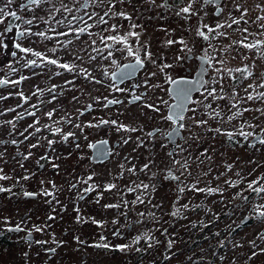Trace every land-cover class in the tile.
I'll list each match as a JSON object with an SVG mask.
<instances>
[{
  "label": "flooded vegetation",
  "instance_id": "flooded-vegetation-1",
  "mask_svg": "<svg viewBox=\"0 0 264 264\" xmlns=\"http://www.w3.org/2000/svg\"><path fill=\"white\" fill-rule=\"evenodd\" d=\"M13 1L14 8L11 11H15L22 20L8 17V26L11 24L13 29V63L7 73L13 75L12 82L19 83H9L15 89V104L11 111L8 107L10 104L6 102L9 100L7 94L0 93V176L9 177L0 179V187L11 189L0 192V264H216L205 257V253L211 249V227L198 225L192 217L196 213L195 208L189 210L183 207L186 201L192 203L198 195L206 201L207 196L213 194L207 191L213 189L212 173H208V170H213L212 167L204 165L203 173L198 172L208 177V182L195 181L199 160L195 156L206 154L212 144L210 132L203 128L197 131L199 126L195 121L202 118L197 113L205 110V129H209L210 109L205 105H211L212 97L205 98L203 88L191 95L183 113L185 129H180L179 122L169 121L167 117L173 115V80L191 81L198 74L199 79L210 82L211 38L204 29L205 25H210V12L214 10V15H221L220 9H224L229 0H220L215 4L211 0H197L194 5L195 15H177L179 8L187 6L186 0L175 6L172 0H167L168 8L164 7L165 0H111L114 5L111 11L116 15L108 16H104V13L110 12L109 0L103 3L100 0H88L84 8H80L82 0H75V3L73 0H63L69 7H73L74 15L84 17L83 22L74 25V28L85 29L84 33H69L67 21L64 24L56 23L63 20L66 13L53 10L54 19L49 16L52 5L55 4L58 9L61 0L32 5L30 8L21 7L26 5V0ZM5 3L6 0H2V7ZM122 11L125 16L119 15ZM101 16H104L105 23L99 22ZM24 20L33 21L30 29L23 23ZM154 20L163 25L165 23V28L158 29L162 30V35L155 37L145 31L148 23ZM26 30L32 33L43 31L48 38L38 35L18 37V32ZM199 32H203L207 39L198 35ZM56 33L68 34L57 36ZM110 35L116 36L114 39L118 41L115 44L107 40ZM120 36H126V41L120 40L123 39ZM197 37L203 40L201 47L197 44ZM158 38L165 42L173 41V51L164 52L160 48L154 50L156 45H151V42ZM68 42L75 44L70 60L65 55V49L70 45ZM17 43L21 48L31 51L24 53L16 49ZM185 44L191 51L185 48ZM109 45L113 47L111 56ZM5 46L8 44L3 41L2 48ZM128 47L141 56L143 63L136 67L131 76L121 81L115 79L112 73L131 71L123 67L135 63V55L129 56L127 51H121ZM166 47L171 48L170 45ZM36 52L41 53V56L36 57ZM147 53H150V58ZM206 53L210 57L209 61L202 59ZM92 56L96 59H90ZM53 59L57 61L56 65L49 63ZM28 60H36L39 66H26ZM65 63L74 70L61 68L60 65ZM12 68L16 71H11ZM206 68L207 71L204 70ZM72 72L77 76L76 117L80 127L76 141L79 147L76 150H63L58 146L68 143L71 136L65 141L60 133L53 134L44 127V121L48 118L46 113L55 110L51 118L60 119L66 113L63 102H59L58 111L52 106L55 100L46 91L51 89L47 85L46 75L60 79V75ZM21 77L25 79L21 80ZM63 83L56 80L49 85H56L60 95ZM207 87L209 90L215 88L211 84H207ZM110 100L118 103L110 104ZM34 105L37 107L34 108ZM148 105H154V108ZM29 112H35V116H29ZM101 119L116 120L117 124L89 126L97 125ZM37 120L35 128L41 129L38 133L34 128H29ZM8 121H12L17 130L7 133L5 126L9 124ZM120 125L125 128L118 131ZM130 128L137 130H127ZM174 128L177 134L168 136ZM149 132L153 133L152 137H149ZM26 136L28 139H25ZM219 136L224 135L219 133ZM12 140L17 143L13 144ZM50 140L54 141L51 146L48 144ZM125 140L128 142L124 143ZM101 141L107 142L104 144L103 156L96 147H90ZM249 143L252 144L251 141ZM30 145L37 146L33 148ZM94 149L96 158L107 156V159L96 161ZM74 155H77L79 163L81 161L85 165L80 178L69 186L66 176L70 175L68 170L73 164ZM25 156L28 158L25 159ZM44 157L48 159H42ZM185 160L188 161L187 171L181 168ZM134 161L141 176L146 177L126 180L128 189H134L131 192L127 189V193L119 197L111 194L106 188L113 179H106V174L101 175L104 180H100V183L94 180L95 176L100 177L99 168L102 166H123L122 162H127L128 167H133ZM173 161L176 162L174 167ZM146 164L148 168H144ZM90 168L94 173L91 174L93 178L88 180L90 175L86 176L85 172L90 171ZM153 169L155 173H152ZM169 169L171 177L179 176V180L165 178L169 177ZM47 172H55L59 177L45 179L43 175H38ZM243 182L242 192L245 182L251 181L243 179ZM144 184L149 187H142ZM194 184L204 191L194 190ZM90 187L93 190L84 191ZM180 187L184 188L183 192L179 191ZM231 187L240 188V184ZM42 190L51 194L44 196ZM58 191L65 204L61 210L54 209ZM171 191L175 194V200L170 203L169 194L166 193ZM239 191L237 189L236 194ZM24 192L37 195L26 197ZM237 209L238 212L243 210L239 204ZM177 211L179 214L173 215ZM49 216L54 219H49ZM252 222L253 218L246 216L245 223ZM18 223L23 230H7ZM240 224L237 226L238 231L241 230ZM36 227L42 231H36ZM29 232L31 236H28ZM137 235L141 237L139 241H135ZM77 237L79 240L75 239ZM101 237L105 240L102 241ZM37 241L46 243L38 244ZM169 241L172 242L171 247ZM102 243H107L109 249L90 246ZM115 245L130 247L121 251ZM53 248L55 252L48 251Z\"/></svg>",
  "mask_w": 264,
  "mask_h": 264
},
{
  "label": "rangeland",
  "instance_id": "rangeland-1",
  "mask_svg": "<svg viewBox=\"0 0 264 264\" xmlns=\"http://www.w3.org/2000/svg\"><path fill=\"white\" fill-rule=\"evenodd\" d=\"M107 1L108 0H105V2ZM185 2L187 3L188 0ZM241 3L246 4L250 9L247 16L249 21H254L258 15L264 16V10L253 8V4L255 3L261 4L262 8H264V0H241ZM0 7H2V0H0ZM13 8L14 1L13 5L10 6L8 10L11 11ZM229 12H231L234 17H238L240 15V13L233 8L230 0L227 1L221 15H214V10L210 12V25L204 29V32H206L211 38L210 50L212 58V72L210 82L212 83L210 84L216 88L217 94L223 95L224 98L213 99L212 97L210 112L211 110L216 109L221 111L222 115L219 119H213L210 116L209 129H205L206 124L197 128V131H199V128H203L204 131L210 132L209 134L212 137V144L211 147L208 148V152L206 154H197L195 156L199 159L198 161H202V163H198L196 165L195 181L199 182L201 180L202 182H208V177L198 175V172L201 171V173H203L204 165L212 167L213 170H208V173H212L210 177L213 182V189H218V191L212 192L213 194L211 196H207L206 201L201 200V196L198 195L193 199L192 203L186 201L184 205H191L185 209L192 210L195 208L196 213L192 215V217H194L198 225L202 227H211L212 240L210 243L212 244L210 246L211 249L205 253L206 258L212 259L216 264H264V252L261 251L264 249V238H262L264 237V217L259 216L254 211L257 205L264 204V195L258 196L255 193L252 194L247 190L246 182L243 187V192L241 189L244 184L243 179H245V181L258 179L260 184H264V142H261L264 140V115L255 111L257 108H264V101H248L246 99L245 92V89L249 84H255V82L264 79L261 75L264 73V58L257 55L256 50H248L243 48V46H232L229 50L230 55H225L220 51L222 46L230 45L231 40L216 35L217 30H215V25L218 20H223L224 17L228 16ZM260 23H264V21H261ZM164 26L165 23L163 25L154 20L148 23V27L145 31L148 35L155 37L162 35V30L158 29H163ZM236 27V25H233L232 29H219L218 31H227L231 36V39H237L238 34L234 31ZM239 27H247L251 32H258L260 30L258 24L253 23L244 24L242 22ZM7 28L8 17L0 18V79L8 80L11 83L13 75L7 72L10 71L13 63L11 56L13 51V29L12 31H6ZM209 28L214 29V31L209 32ZM3 41L8 44V46H5L4 49L2 48ZM197 44H200V47L203 44V40L199 37H197ZM151 45H156L154 50L160 48L164 52L173 51L172 44L165 42L164 39L161 38L151 42ZM168 45H170L171 48H167L166 46ZM74 46L75 44L71 42L70 45L66 47L65 55L67 56V60H70V57L73 55ZM222 55H224L225 59L228 60L225 67L229 69H235L238 67L243 68L245 62H247L250 65L251 75L245 73L246 78H241L238 82L234 81L233 77H239L240 73L231 72L229 74L221 71L218 76L216 69L221 66L216 61ZM253 61L254 64L252 63ZM75 67H77V64ZM60 77V79L55 77L51 78L49 75H46V82L49 88H51L49 83L56 80L64 82L60 95L58 94L57 88L55 89L56 98L55 101H53L52 106H54V108L58 111L59 108L57 106H59V102H63L66 106V113L64 114L63 119L55 117L50 119L47 118V120L44 121V124L50 125L51 127H59L61 128V131L67 134L74 133V136L69 138L68 143L61 144L58 147L63 150H68L70 148L76 150L77 147H79V143L76 141L77 137H79V128L77 127L79 123L76 117L78 93L77 76L75 72H72L60 75ZM4 85H0V93L4 92L7 94V98H9V100L6 102L10 104L8 107L12 109L15 104V99L13 97L15 89L9 83ZM221 88L223 89L222 93L220 91ZM46 91H48L49 97L52 98L53 93L49 90ZM233 91H235L237 99L239 100L237 107L241 110L245 108L252 109V111H243L240 117L228 122L227 117L236 111V109L232 108V104L236 103V101L232 99ZM258 91L264 92V88H260ZM248 92L255 94L253 89H248ZM199 114L202 115L203 120L207 115L205 110L197 113V115ZM242 123L245 124L243 131L253 133L252 136L245 138L239 134V125ZM217 128L222 130L220 132H216L215 129ZM5 129L7 133L17 130V128L12 124L6 125ZM228 132H233L235 135L230 137L227 135ZM219 133L224 136H219ZM250 141L252 144L249 143ZM73 158V164L68 170L70 175L66 176L69 186L73 183V181L76 182L80 178L85 165L81 161L79 163L77 155H74ZM122 165L123 166L118 165L114 167H109L108 165L102 166L99 168L100 177H94V180L98 183H100V180H104V177L101 176L102 174H106V179L112 178L113 181L111 184H114L115 187L110 190V193L117 197L127 193L128 187L125 182L126 180H137L146 177L141 176L135 161L133 163V167H128L129 164H127V162H122ZM228 165L232 166L231 169L227 167ZM103 167H107V170ZM108 168L113 171L114 175H112V172H109ZM155 171L156 170L153 169L152 173H155ZM92 173H94L92 169L85 172L86 176H89ZM237 173H239V176H237ZM38 175H43V178L45 179L49 177H59V175L55 172L38 173ZM243 175L244 178H242ZM153 176H155V174H153ZM72 177H74V179ZM226 181H238L240 188H232L228 183H226ZM237 189L240 190L239 193H243V195L247 196L248 199L238 198L236 195ZM56 194H58L56 197L57 205L54 209L61 210L63 209L61 206H64L65 204H63L61 193L58 191ZM166 194H169L168 202L171 203L175 200L173 198L175 197L173 191ZM253 195L255 197H253ZM57 201H59V203H57ZM201 202L204 203L202 204ZM238 204L241 208H243L241 212H238ZM168 209L171 210L175 208ZM246 216L252 217L253 222L245 223ZM242 222L245 224H242ZM239 224L242 226L240 227L241 230L239 229L238 231L237 226H239ZM254 251L257 253L255 256L252 255ZM121 257L124 258L125 256L122 255Z\"/></svg>",
  "mask_w": 264,
  "mask_h": 264
},
{
  "label": "snow or ice",
  "instance_id": "snow-or-ice-1",
  "mask_svg": "<svg viewBox=\"0 0 264 264\" xmlns=\"http://www.w3.org/2000/svg\"><path fill=\"white\" fill-rule=\"evenodd\" d=\"M52 0H26V5H21V7H31L32 5H41L43 3H51ZM73 2L75 3V0H73ZM104 0H100V3H103ZM220 0H211V3H219ZM230 2L232 3V6L233 8L240 13V15L238 17H234L232 16L231 12L228 13V16L224 17L223 20H218L216 25H215V30L216 31V35L218 36H221V37H225V38H228L231 40V44L230 45H226V46H222L220 51L222 53H224L225 55H230V48L232 46H235V47H240V46H243V48L245 49H248V50H256V54L259 55L261 58H264V23H260L261 21H264V16H257L256 19L254 21H249L247 19V16L250 12V9L247 7L246 4H242L241 3V0H230ZM87 3H88V0H82V2L80 3V8H84L87 6ZM184 3V0H172V4L173 6L175 5H178V4H182ZM197 3V0H188V4L187 6L185 7H181L179 8V12H177V15H180V14H188V13H191L193 15L196 14V10H195V7L194 5ZM13 4V0H7V3L4 4L3 7H0V18H4V17H12L14 18L15 20H22V17L17 15V13L15 11H9L8 9L10 8V6ZM109 7H110V12H105L104 13V16H108L109 14L111 15H116V13L114 11H111L112 8H114V5L112 4L111 0H109ZM164 7L165 8H168L169 7V4L167 3V0H165V3H164ZM253 8H256V9H261V10H264V8H262L261 4L259 3H255L253 4ZM55 10L57 12H62V13H66L67 15L64 17L63 20H59V21H56L57 24H64L65 21H67V26L69 28V33H71L72 31H75L77 33H84L85 32V29L83 28H74V25L79 23V22H83L84 20V17L82 16H76L73 14L74 12V9L73 7H69L67 4H65L63 2V0H61V4H60V7L57 9L55 7V4L52 5V9H50L49 11V16L52 17L54 19V17L52 16V11ZM75 11H79V9H75ZM224 11L223 8L220 9V13L222 14ZM120 16H125V13L122 11L119 13ZM104 16H101L100 19H99V22L100 23H105V20H104ZM69 17H71L69 19ZM35 19V18H34ZM244 23V24H248V23H253V24H258V27H259V31L258 32H251L247 27H244V28H241L239 27V25L241 23ZM23 23L27 24L29 26V29L33 23L32 20H24ZM233 25H236V29L234 30L235 33L238 34V38L237 39H231V36L229 35V33L227 31H218L219 29H232V26ZM135 27V26H133ZM205 27H207V25H205ZM113 28H115V25H113ZM6 31H12V25L9 24L8 28L6 29ZM53 32H55V29H52ZM209 32H213L214 29L212 28H209L208 29ZM68 33H56L57 36L59 35H67ZM18 37H22L24 35H38L42 38H45L47 39L48 37L45 35V32L41 31L39 33H32L30 30H26V31H21V32H18L17 33ZM128 35H135V33H129ZM198 35H200L201 37L207 39V37H204V33L203 32H199ZM116 36L115 35H110L107 37V40L109 41H112L114 44L115 42H117L118 40L114 39ZM120 37H123V39H120V40H124L126 41L127 37L126 36H120ZM251 38V39H250ZM70 43V42H68ZM169 44H172L173 41H168ZM181 43H183V41H181ZM93 44H95V41H93ZM109 47V56L112 55V52H113V47L111 45L108 46ZM15 48L16 49H19L20 51L24 52V53H29L31 51V49H28V48H21V45L19 43L15 44ZM185 48L188 50V51H191L190 48L187 47V45L185 44ZM53 51H55V49H53ZM98 51V50H96ZM121 51H127L128 55L129 56H133L135 55V63H128V64H125L123 65V67L125 69H131V71H127L125 70L124 72L122 73H119V74H116V73H112V76L115 78V79H118V80H124L125 78L131 76L133 74V72H135V69L138 65L142 64L143 61L141 59V56L140 55H136L133 51V49L131 47H128L126 49H121ZM139 51V50H137ZM16 53L13 52V56H15ZM35 56L36 57H40L41 56V53L39 52H36L35 53ZM147 56L150 58V53H147ZM77 58H80V57H77ZM214 58V57H213ZM90 59L92 60H95L96 57L95 56H92L90 57ZM203 60L205 61H209L210 57L209 55L206 53L203 57H202ZM221 67L216 69L217 71V74L219 76L220 72L223 71V72H226V73H231V72H236V73H240V76L239 77H233L234 81L238 82L239 79L241 78H246L245 77V73H248V75H251V72H250V65L245 62L244 64V67L243 68H235V69H229L227 67H225V65L228 63V60L225 59V56L222 55L220 56V58L216 61ZM49 63L53 64V65H56L57 64V61L55 59L53 60H50ZM254 64V61L252 62ZM26 66H32V67H37L39 66L37 64V61L36 60H28L27 61V65ZM61 68L63 69H68L70 71L74 70V69H70L69 65L68 64H61L60 65ZM205 71H207V68L204 69ZM11 71H16V69L12 68ZM262 77H264V73L261 74ZM25 79V77H21V80ZM10 83V81L8 80H4V79H0V85H4V84H8ZM11 83H19V81H16V82H11ZM173 84H176L177 87L173 89V91L176 93V97L177 99L180 101V103H178L175 107H176V111H175V114L174 115H169L167 117V119L169 121H172V120H175L177 122H179V128L180 129H185V124L183 123L184 121V116H183V113L185 111V104H184V101L186 100H190V93L192 91L191 88L189 87H186L184 86L186 83V81H176V80H173L172 81ZM212 82H205L204 80H199V81H195V84L197 85L198 89L199 88H203L205 89V92H206V96L205 98H207L208 96H211L213 97V99H223V95H220V94H217V90L215 88H211L210 90L208 89L207 87V84H210ZM56 85H53L51 87V89H49V91H51L53 93V100H55L56 98V93H55V89H56ZM260 88H264V79L262 80H259L257 82H255V84H249L247 86V88L245 89V92H246V99L248 101H254V100H261V101H264V92L262 91H258V89ZM248 89H253L254 93L253 94L252 92H248ZM120 91H123V89H118ZM39 91V90H38ZM221 93L223 91V89L221 88ZM20 95L22 96L23 93H20ZM232 99L236 101V103H233L232 104V108L236 109L235 112H233L232 115H229L227 117V121L228 122H231L233 119H236L237 117H240L242 115V112L243 111H252V109H239L237 107V104L239 103V100L237 99V96H236V93L235 91H233L232 93ZM51 101H49L50 103ZM108 103L110 104H116L118 103V101L116 100H110ZM34 108L37 107L36 105L33 106ZM148 107L150 108H154V105H148ZM205 107L207 108H211V105H205ZM12 109H9V111H11ZM158 110V109H156ZM54 111H50L48 113H46V116L48 118H51L54 114ZM256 112L260 113L261 115H264V108H257L255 109ZM210 116L213 118V119H219L222 115L221 111L219 110H216V109H213L211 110V112L209 113ZM29 116H35V112H29L28 113ZM20 118H23L22 116ZM63 119V118H62ZM7 123L9 124H12V121H8ZM38 123V120L37 121H34L33 125H29V128H34L35 132H39L41 131L40 128H35V124ZM59 123V122H57ZM196 125L197 126H201V125H205L207 123V121L203 120L202 118L201 119H198L195 121ZM106 124H111V125H116L117 124V121L116 120H107V119H101L99 120V123L97 125H89V126H100V125H106ZM45 128H50L51 132L53 134H56V133H60L63 137V139L66 141L68 139L69 136H74V133H68L67 135H63L62 132H61V128L59 127H51L50 125H45L44 126ZM77 127H80V125H77ZM245 127V124L242 123L239 125V128H240V132L239 134L241 136H244L245 138L249 137V136H252L253 133L251 132H244L243 129ZM121 128H125L124 125H120L117 130L119 131ZM129 131H136L137 129L136 128H130V129H127ZM222 129L220 128H217L215 129L216 132H220ZM190 131V129H189ZM177 134L175 128L170 131L168 133V136H175ZM21 135H23V133H21ZM149 137H152L153 136V133L152 132H149L148 133ZM228 136H234L235 133L233 132H228L227 133ZM25 139H28V137L26 136ZM139 140V138H138ZM128 141L125 140L124 143H127ZM261 142H264V140H262ZM12 143L13 144H16L17 141L16 140H12ZM54 143V141H48V144L49 146H51L52 144ZM107 143L106 141H101L99 142L98 145H90V147H96L97 151L99 152V154L101 156L104 155V144ZM37 145H30V147H36ZM207 150H205L206 152ZM2 155V154H0ZM30 155V153H29ZM25 159H27L28 157L25 156L24 157ZM42 159H48L47 157H44ZM175 161H173V167L175 166ZM198 163H202V161H198ZM53 167H57L56 165H53ZM149 166L146 164L144 165V168H148ZM229 169H231V165H228L227 166ZM181 168L184 170V171H187V168H188V161L185 160L182 164H181ZM199 175V174H198ZM237 176H239V173H237ZM171 177V169H169V177H165V178H170ZM9 177L7 176H0V179H8ZM28 177H25V179H27ZM93 177L90 175L87 179L88 180H91ZM171 178H174L176 180H179V176H175V177H171ZM41 183L43 184V181H41ZM226 183H228L230 186H235L236 183H238V181H226ZM141 185H137V187H140ZM54 187V185H53ZM73 187H75V185H73ZM115 185L114 184H109L106 188V190H111L112 188H114ZM142 187L144 188H148L149 185L147 184H144L142 185ZM192 188L194 190H197V191H204V189H198L195 187V184L192 185ZM93 190L92 187L88 188V189H85L84 191L87 192V191H91ZM134 189L132 188H129L128 191H133ZM247 190L252 192V193H255L256 195H264V184H260L259 183V180H253L249 183H247ZM2 191H11V189H4L2 187H0V192ZM179 191L180 192H183L184 191V188L183 187H180L179 188ZM208 192H215V191H218V189H212V188H209L207 189ZM42 194L44 196H49L51 193L47 190H42ZM24 196L26 197H33L37 194H34V193H31V192H24L23 193ZM238 198H241V199H248L247 196H244L243 193H237L236 194ZM139 199V198H138ZM143 202V201H141ZM57 203H59V201H57ZM119 205H109L108 207H118ZM184 208H188L189 206L187 204L183 205ZM254 211L261 217H264V204H260V205H257L256 208L254 209ZM179 212H175L173 213V215H178ZM49 219H54V217L52 216H49ZM6 222V221H5ZM99 223V222H97ZM8 231H15V232H19L21 230H23L20 226V224L18 223L15 227H9L7 229ZM36 231H42L41 228L39 227H36L35 228ZM116 233H114L115 235ZM28 236H31V232L28 233ZM264 238V237H262ZM77 240H79V238H75ZM141 239V237L139 235H137L135 237V241H139ZM101 240H105L104 237H101ZM134 241V242H135ZM36 243H46V242H40V241H37ZM171 241H169V247H171ZM254 243V242H252ZM92 247H103L105 249H109V245L107 243H102V244H93V245H90ZM116 249L118 250H121V251H125L127 250L130 246L129 245H115L114 246ZM49 252H55V248L53 249H49L48 250ZM262 252H264V249L261 250ZM257 253L254 251L252 253L253 256H255ZM25 256H27V253L24 254Z\"/></svg>",
  "mask_w": 264,
  "mask_h": 264
},
{
  "label": "water",
  "instance_id": "water-1",
  "mask_svg": "<svg viewBox=\"0 0 264 264\" xmlns=\"http://www.w3.org/2000/svg\"><path fill=\"white\" fill-rule=\"evenodd\" d=\"M199 80H202V79H201V78L199 79L198 74H197L195 79H193V80H191V81H186V82H188V83H186L184 86L189 87V88L192 89V91H191V93H190V97H191V95H192L195 91L198 90V87H197V85L195 84V81H199ZM176 81H185V80H184V79H177ZM176 87H177L176 84H172V86H171V92L173 93V96H174V99H175V102L172 104V107H171V112H172L173 115L175 114V111H176V107H175V106H176L178 103H180V101H179V100L177 99V97H176V93L173 91V89L176 88ZM199 89H200V88H199ZM190 99H191V98H190ZM189 101H190V100H186V101H184V104H185V110H186V108H187V105H188ZM94 157H95V160H96V161H105V160L107 159V156H104V157H102V158H100V159L96 158V155H95V149H94Z\"/></svg>",
  "mask_w": 264,
  "mask_h": 264
}]
</instances>
